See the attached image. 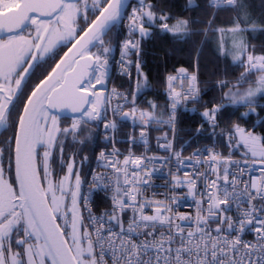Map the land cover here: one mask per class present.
<instances>
[{
	"label": "snow or ice",
	"instance_id": "obj_1",
	"mask_svg": "<svg viewBox=\"0 0 264 264\" xmlns=\"http://www.w3.org/2000/svg\"><path fill=\"white\" fill-rule=\"evenodd\" d=\"M246 7L245 0H186L183 10H203L207 22L183 18L170 26L171 9L165 12L152 0H135L134 5L132 0H0V129L9 133L0 146V264H264V132H255L256 124L264 127V104L258 103V96H264V76L258 87L229 89L222 103L199 114L202 123L195 133L202 134L207 124L210 136L216 135L219 115L228 105L248 106L240 119L259 117L251 131L238 123L227 129V154L199 147L183 157L174 147L178 106L200 102L199 54L191 73L180 67L166 77V118L157 115L159 105L153 101L146 102V109L137 105L142 90L150 88L142 71V44L152 37L157 22L160 32L176 39L218 32L219 51L225 56L229 49L224 37L232 35V60L244 67L237 85L253 71L264 73V50L256 55L254 47L235 39L240 33L264 32V20L238 12L231 27L213 29L217 12ZM260 7L264 14V0ZM125 18L127 34L117 45L114 29ZM194 24L205 27L194 30ZM117 46L119 60H114ZM49 60H55L50 71L32 82L36 69ZM113 63L129 78L135 65L131 99L116 89L108 91ZM217 83L220 89L228 87L226 80ZM63 112L71 119L64 127ZM117 120L128 121L133 130L141 128L139 137H128L130 145H147L153 125L166 126L173 139L166 133L157 138L165 141L157 147L168 155L137 156L129 150L121 160L115 144L124 141L108 135L117 129ZM100 123L106 147L95 163L104 172H93L89 193L112 188V195L110 210L96 215L83 191L84 166L92 158L80 157L78 151L66 155L65 145L69 136L76 141L82 125L95 124L99 130ZM240 148L244 151L233 158ZM57 161L64 172L58 179L53 167ZM157 162H171V187L147 196L158 171L149 165ZM182 189L185 195H170ZM189 198L195 212H180L178 205ZM246 234L253 240H245Z\"/></svg>",
	"mask_w": 264,
	"mask_h": 264
},
{
	"label": "trees",
	"instance_id": "obj_2",
	"mask_svg": "<svg viewBox=\"0 0 264 264\" xmlns=\"http://www.w3.org/2000/svg\"><path fill=\"white\" fill-rule=\"evenodd\" d=\"M152 2L157 3L158 8L164 7L165 12H167L169 8L171 9V15L173 18L168 21V24L183 18H191L193 20L203 19L205 22H207L209 18L208 15H205L203 10L184 11L183 5L186 0H152ZM198 2L203 3L204 0H198ZM245 3L250 7L240 8L238 10H221L217 12L215 22L221 21L222 25H227L230 23L231 19L238 14V12H250L252 19L264 20V14H262V9L260 7L261 0H245ZM132 4H135V0H132ZM219 13L224 14L223 20H221L222 16H219ZM157 15H159V12H157ZM215 22L213 24V29L216 26ZM190 27L194 30L203 29L205 25L194 24ZM151 30L154 34L142 44L144 50V55L142 57L144 62L142 71L147 77L150 88L142 90L137 100L138 107L147 108L148 105L146 102L153 101L159 105L156 110L157 115L165 113L164 110L167 106V97L165 93L166 77L169 74L175 73V70L180 67L187 68L189 72H192L194 70L193 65L196 62L197 54H199L200 72L198 75V81L199 89L201 91L200 102L195 104L188 103L187 105L181 106L178 112V124L176 126L177 133L175 145L178 148L180 147L183 153H187L195 147L211 142L213 136H210L209 133L212 130L207 124L204 125L205 131L200 135H196L195 129L202 123L199 114L204 111L205 107H210L213 104H220L223 102L222 97L224 96L227 87L220 89L217 82L220 80H226L228 81V87H230L232 83L240 78L241 73L244 72V67L238 63L231 62L227 56L216 52L211 47L208 36L205 37L203 34L188 39H176L173 38L171 34L160 32L158 22ZM114 33L116 42H118L120 38L118 27L114 29ZM109 35L112 36L113 33H110ZM106 39H108V37H106ZM243 40L248 46L252 45V47L255 48L256 54L262 53V50H264V32H245L243 34ZM193 41L195 42V45ZM197 48L201 49L199 53H197ZM64 50L65 49L58 50L59 54L61 55ZM115 53L116 50L113 54L114 56ZM58 58L59 55L55 57L56 60ZM134 59L135 57H133V60ZM54 63L55 60H49L48 63L42 64L40 66L42 69L40 70L39 78H42L41 74L46 75L47 71L50 70L49 64L54 65ZM257 75H259V72L253 71L248 74L247 78L242 81L241 84L236 85L240 87L248 86L250 84L255 85L257 83ZM140 79L142 80L143 77ZM113 81L115 85L126 88L131 96V91L137 84L135 65L133 64L131 78L115 77ZM258 103L264 104V96H258ZM247 107L248 106L245 105H228L225 107L219 115L221 127L228 129L233 124L238 123L240 127L251 131L259 117L251 116L248 119H240L241 113L247 111ZM193 108L196 109L195 112L189 111ZM260 117H264V111L260 112ZM120 126L121 133H124L127 128L129 130L130 124L128 121H120ZM94 130L95 129L92 125H82L81 135L86 132L87 136L86 138L78 136L81 140L79 144L77 142V151L81 156L91 157V163L95 151L101 144L99 143L97 134L96 132L94 133ZM149 132L152 144L163 141V139L158 140L157 138L164 136V127H153ZM255 132L256 134H261L264 132V127L256 124ZM82 141L83 143H81ZM118 145L123 147L126 144L119 143ZM91 163L84 166V179Z\"/></svg>",
	"mask_w": 264,
	"mask_h": 264
},
{
	"label": "built area",
	"instance_id": "obj_3",
	"mask_svg": "<svg viewBox=\"0 0 264 264\" xmlns=\"http://www.w3.org/2000/svg\"><path fill=\"white\" fill-rule=\"evenodd\" d=\"M130 10H131V8L128 11H130ZM127 23H128L127 18H125V20L123 21V23L120 24L121 37H120L117 45H119V42L123 41V39H125V37H126V34H127L126 33V25H127ZM114 60H119V47L118 46H117V52H116V55L114 57ZM130 71L132 73V68H131ZM112 72H113V76L129 77L127 75L120 74L119 73V70H118V67H117V65L115 63H113ZM173 74H175V73H173ZM170 75H172V74H170ZM180 83H181V81L179 79H177V81H176L177 91H180V88H179ZM185 86H186V83H185ZM107 89H108L109 92H111L115 88L111 84H108L107 83ZM116 90L118 92L122 93V94H127L126 91L123 90V89H116ZM116 103H117V98L116 97H113L112 98V101H111L112 106L114 107L116 105ZM169 105H170V101L168 103V106ZM181 106L182 105L178 106L177 114H178V111H179V109H180ZM125 109H123V110H125ZM166 117H167V114L164 116V118H166ZM108 119L109 120H112L113 119L110 111L108 113ZM143 119H144L145 122H147V117L146 116ZM117 127H118V123H117ZM100 129H101V134L104 135L103 123H100ZM116 132H117V129L115 131H113V130L110 129L109 132H108V135L110 137L116 138V136H115L116 135ZM168 132H169L168 139L169 140H172L173 139L172 132L169 129H168ZM217 133L218 134L213 138V140H212L211 143H208V144L203 145V146H200V147H206V148L215 147V150L216 151L223 152L224 154H227L228 149L225 146V140H226L227 130L218 131ZM233 143H235V141H233ZM105 147L106 146H103V147L99 148V150L96 152V154L94 156V159H93V162H92V164L90 166V169L88 171V174L86 176L85 183L83 185V191L86 194H89L90 195L91 207H92L93 213L96 214V215H99V214L103 213L106 210H110V208H111V199L110 198H111V195H112V188H109V190L107 192H104V191H101V190H94L91 193H89V189H91V187H92V185H91V179H92L93 172H95V173H102V172H104V169L103 168H100V167H98L96 165V163H95V157ZM112 147H113V145L111 143H108L107 148L108 149H111ZM115 147L118 148L120 150V152L122 153V155L120 157L121 160L123 159V155H127L128 152H129L127 150H123V149L119 148L118 146H116V144H115ZM197 148H199V147H197ZM195 149L196 148L192 149L187 154H182V156L183 157H189L193 153V151ZM131 152L134 155H137V156H139L141 154L146 155V156H165V155H168V153H166V152H164L162 150H159V152L154 153V154H147V153H144V152H133V151H131ZM240 153L241 152H235V155H234L233 158H239ZM170 164H171V162H169V164H166V165H161L160 163L157 162L155 165H149L150 168L151 167H155V168L158 169V171L156 173H154L153 176H152L151 184L147 188V191H146V195L147 196H151V194H152L153 191L160 192V193L166 192L168 190V187H171V184H169V181L171 180V174L169 172ZM204 170H205L204 167H200L199 168V171H201V172H203ZM175 172H176V168L175 167H171V173H175ZM179 175L181 177H183L184 173L183 172H180ZM113 181H114V178H113ZM201 184H203V181H201ZM242 184H243V181H241V185ZM165 185H167V187ZM185 193H186V189H182V190H178L177 192L170 193V195L183 196V195H185ZM159 198L162 199V197H159ZM166 203H171V201H166ZM178 210L180 212H193L194 213L195 212V206H194V203L191 200V198L182 201L178 205ZM230 214H234V213H230ZM130 216H131V211H129L125 215V217H124L125 226H127V221H128V218ZM244 239L245 240H248V241H251V240H253V237L250 234H246L244 236Z\"/></svg>",
	"mask_w": 264,
	"mask_h": 264
},
{
	"label": "rangeland",
	"instance_id": "obj_4",
	"mask_svg": "<svg viewBox=\"0 0 264 264\" xmlns=\"http://www.w3.org/2000/svg\"><path fill=\"white\" fill-rule=\"evenodd\" d=\"M224 39L227 41L226 47L229 46V47L232 48V45H233V37H232V35L229 34V35L225 36ZM235 39L239 40V39H243V37H242L241 34H239L238 36L235 37ZM249 48H250V49L253 48L252 45L249 46ZM255 54H256V53H255ZM259 74H261V75H259V76L257 77V81H256L257 83H256L255 85H254V84H250V85H248V86L240 87V86H237V85H236V84H237V81H236L235 85H230V87H227V88H226L225 93L228 92L229 89L236 90V88H239V90H240L241 92H243V91L247 90V89L250 88V87H251V88H256V87H258V80H259V78H260L261 76H264V73L259 72ZM113 87H114L115 89L123 88V89L127 92V89L124 88V87H119V86H117V85H115V84H113ZM128 96H130V95L128 94ZM130 98H131V96H130ZM91 125H92V126L94 127V129H95V130H94V133L96 132V134H97V139L99 140V143H101L99 147H101V146H105V142H104V138H103L104 135L101 134V129L97 130V126H96L95 124H91ZM61 126H63V124H61ZM99 127H100V125H99ZM140 131H141V128H140V127H136L135 130H133V128H132L131 125H130L129 130H128V128H127V129H126V132L121 133V126H120V123H119L118 129H117V137L120 138V140H117V141H124V142H120V143H124V144H126L125 146H123V148L126 149V150L139 151V152H144V153H147V154L154 153L155 150H156V143H155V144H152V142H151V137H150V132H148V137H147V139H148V143H147V145H145L144 143L139 142V141H138L135 145H130L129 143L126 142L127 139H128V137H129L130 135H133V134H134V135H136L137 137H139ZM78 136H80L81 138H82V137H85V138H86L87 133L84 132V134L81 135V131H80V133H79ZM93 136H94V134H93ZM91 137H92V136H91ZM91 137H90V138H91ZM155 137H156V135H155ZM81 138H79L78 144H79ZM89 140H90V139H89ZM99 147H98V148H99ZM179 148H180V147H179ZM180 149H181V148H180ZM79 156L82 157L83 155L81 156V155L79 154ZM55 164L57 165V162H56ZM62 175H64V172L61 170V175H60V176H62ZM58 195H59V193H58ZM69 203H70V201H69Z\"/></svg>",
	"mask_w": 264,
	"mask_h": 264
},
{
	"label": "flooded vegetation",
	"instance_id": "obj_5",
	"mask_svg": "<svg viewBox=\"0 0 264 264\" xmlns=\"http://www.w3.org/2000/svg\"><path fill=\"white\" fill-rule=\"evenodd\" d=\"M28 30L29 29H25V34L27 33ZM41 69H42L41 67L40 68L38 67L36 69V73L33 76L32 82H38L37 78L40 77V70ZM32 82H30V83H32ZM27 91H30V87L27 89ZM20 107H22V104L20 105ZM61 124H63L62 127L70 125L71 124L70 116L69 117H62ZM8 135H9V133L7 131H5L4 129H0V146H4L2 142L6 140ZM78 139H79V137L77 136L76 141L73 142L71 136H69L68 140L66 141V148H65L66 155H71L73 152H77ZM42 151H43V149H41V152ZM6 158H7V154H6ZM53 167L56 169V178L58 179L61 175V169L59 168V165L58 164L56 165L55 163L53 164ZM73 180H74V177H73ZM57 195H58V193H57Z\"/></svg>",
	"mask_w": 264,
	"mask_h": 264
},
{
	"label": "crops",
	"instance_id": "obj_6",
	"mask_svg": "<svg viewBox=\"0 0 264 264\" xmlns=\"http://www.w3.org/2000/svg\"><path fill=\"white\" fill-rule=\"evenodd\" d=\"M219 16H222L221 17V20H223V17H224V14H221V13H219ZM176 22H173V23H171V24H169L170 26L171 25H173V24H175ZM216 23V26L214 27V29H216V28H220V27H224V28H228V27H231L232 25L229 23V24H227V25H222L221 24V21H218V22H215ZM241 35H242V37H243V34L244 33H240ZM207 36H208V40H209V42H210V44H211V47L216 51V52H218L219 54H221L220 53V51H219V42H220V34L218 33V32H216L214 35L212 34V33H208L207 34ZM227 48L229 49V54L227 55V57H228V59L231 61V62H233V60H232V54H233V49L231 48V47H229V46H227ZM257 55H260V54H257ZM259 75H261V74H259ZM259 75H257V76H259Z\"/></svg>",
	"mask_w": 264,
	"mask_h": 264
},
{
	"label": "water",
	"instance_id": "obj_7",
	"mask_svg": "<svg viewBox=\"0 0 264 264\" xmlns=\"http://www.w3.org/2000/svg\"><path fill=\"white\" fill-rule=\"evenodd\" d=\"M66 50V49H65ZM62 55V54H61ZM59 59V58H58ZM57 59V60H58ZM50 71V70H49ZM62 117H69L70 116V113H68V112H63L62 114Z\"/></svg>",
	"mask_w": 264,
	"mask_h": 264
}]
</instances>
